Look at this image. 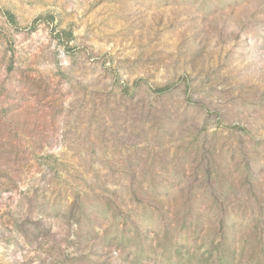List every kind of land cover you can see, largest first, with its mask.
<instances>
[{
	"label": "rangeland",
	"instance_id": "374dc122",
	"mask_svg": "<svg viewBox=\"0 0 264 264\" xmlns=\"http://www.w3.org/2000/svg\"><path fill=\"white\" fill-rule=\"evenodd\" d=\"M0 264H264V0H0Z\"/></svg>",
	"mask_w": 264,
	"mask_h": 264
},
{
	"label": "trees",
	"instance_id": "16d2710c",
	"mask_svg": "<svg viewBox=\"0 0 264 264\" xmlns=\"http://www.w3.org/2000/svg\"><path fill=\"white\" fill-rule=\"evenodd\" d=\"M159 92H162V91H161V90H159ZM218 260H219V262H220V261H221V262H223V261H222V259H220V257H219V259H218Z\"/></svg>",
	"mask_w": 264,
	"mask_h": 264
}]
</instances>
